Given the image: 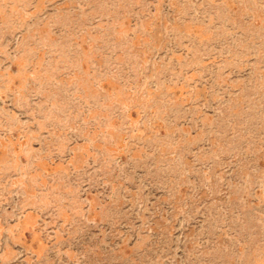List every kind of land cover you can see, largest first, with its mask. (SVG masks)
I'll list each match as a JSON object with an SVG mask.
<instances>
[{"label":"rangeland","instance_id":"1","mask_svg":"<svg viewBox=\"0 0 264 264\" xmlns=\"http://www.w3.org/2000/svg\"><path fill=\"white\" fill-rule=\"evenodd\" d=\"M0 264H264V0H0Z\"/></svg>","mask_w":264,"mask_h":264}]
</instances>
